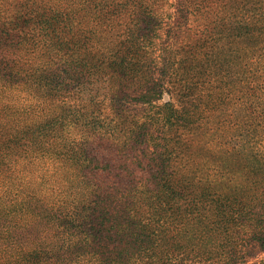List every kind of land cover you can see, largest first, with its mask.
I'll return each instance as SVG.
<instances>
[{"label": "trees", "instance_id": "16d2710c", "mask_svg": "<svg viewBox=\"0 0 264 264\" xmlns=\"http://www.w3.org/2000/svg\"><path fill=\"white\" fill-rule=\"evenodd\" d=\"M0 264H264V0H0Z\"/></svg>", "mask_w": 264, "mask_h": 264}, {"label": "rangeland", "instance_id": "374dc122", "mask_svg": "<svg viewBox=\"0 0 264 264\" xmlns=\"http://www.w3.org/2000/svg\"><path fill=\"white\" fill-rule=\"evenodd\" d=\"M171 2L175 3L176 0H169V3H171ZM175 9H176L175 6H174V7H171V10L174 11V12H175ZM173 20H174V19H173ZM173 20H172V21H173ZM167 99H168V97H167L166 95H163V100L166 101ZM72 131H73V129L71 128V129H70V132H72ZM61 170H62V169H61Z\"/></svg>", "mask_w": 264, "mask_h": 264}]
</instances>
